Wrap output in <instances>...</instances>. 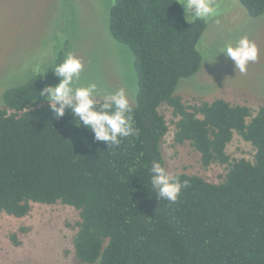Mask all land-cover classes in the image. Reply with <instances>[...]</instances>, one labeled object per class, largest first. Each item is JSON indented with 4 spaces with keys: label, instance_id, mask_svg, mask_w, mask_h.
<instances>
[{
    "label": "trees",
    "instance_id": "1",
    "mask_svg": "<svg viewBox=\"0 0 264 264\" xmlns=\"http://www.w3.org/2000/svg\"><path fill=\"white\" fill-rule=\"evenodd\" d=\"M239 3L251 18L264 14V0ZM109 22L112 38L134 55L139 134L109 149L68 110L54 119L48 104L37 107L53 72L8 89L0 109V213L23 218L33 204L74 208L81 264H264V87L254 116L223 99L184 104L174 91L200 69L205 21L188 23L175 0H115ZM163 104L176 118L175 145L187 143L204 168L228 167L220 183L174 175L189 181L175 203L150 189L152 162L166 168ZM234 133L254 148L252 161L226 154Z\"/></svg>",
    "mask_w": 264,
    "mask_h": 264
},
{
    "label": "rangeland",
    "instance_id": "2",
    "mask_svg": "<svg viewBox=\"0 0 264 264\" xmlns=\"http://www.w3.org/2000/svg\"><path fill=\"white\" fill-rule=\"evenodd\" d=\"M175 1L183 9L184 0ZM114 3L115 0H0V109L8 89L24 85L38 74H52V68L68 52L83 63L77 86L95 82L110 92L123 88L131 105H135L138 84L134 55L109 32ZM212 3L216 15L203 19L206 28L197 44L202 57L200 69L181 79L174 95L188 105L223 99L246 106L254 116L263 101L264 14L251 18L239 0ZM244 35L255 42L259 56L241 74L234 62L219 52ZM58 83V78L46 79V85ZM36 103L37 107L47 104L44 98ZM159 112L169 128L160 143L166 169L173 175H196L211 183L222 182L228 167L213 164L204 168L199 154L187 143L175 145L176 118L164 104ZM226 154L231 161H252L255 150L234 133ZM78 220L77 210L59 203L33 204L23 218L0 213V264H81L73 248ZM12 235L17 244L12 242Z\"/></svg>",
    "mask_w": 264,
    "mask_h": 264
},
{
    "label": "clouds",
    "instance_id": "3",
    "mask_svg": "<svg viewBox=\"0 0 264 264\" xmlns=\"http://www.w3.org/2000/svg\"><path fill=\"white\" fill-rule=\"evenodd\" d=\"M181 4L188 22L216 15L212 0H184ZM221 52L234 62L235 69H239L241 74H245L249 63L257 61L259 56L257 45L247 35L241 36L235 43L230 42ZM82 70V61L72 52H68L62 62L52 68L59 83L46 85L40 91V97L46 100L54 119L62 118L68 110L74 121H78L75 123L78 127L89 130L95 141L104 142L109 149L118 147L123 138L138 135L134 110L125 90L121 88L110 92L95 82L77 86ZM150 185L158 200L175 203L182 189L189 186V181H182L154 160L150 168Z\"/></svg>",
    "mask_w": 264,
    "mask_h": 264
}]
</instances>
